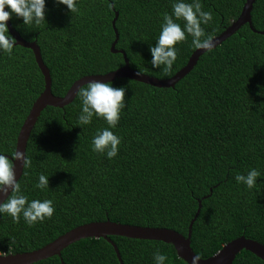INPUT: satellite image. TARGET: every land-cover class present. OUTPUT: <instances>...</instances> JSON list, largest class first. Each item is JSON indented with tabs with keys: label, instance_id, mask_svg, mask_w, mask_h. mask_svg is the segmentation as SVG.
<instances>
[{
	"label": "trees",
	"instance_id": "trees-1",
	"mask_svg": "<svg viewBox=\"0 0 264 264\" xmlns=\"http://www.w3.org/2000/svg\"><path fill=\"white\" fill-rule=\"evenodd\" d=\"M244 2L200 0L212 17L202 25L205 35H218ZM77 8L70 14L66 6L45 0V21L39 25L25 26L14 15L9 19L23 40L38 46L55 96H63L81 76L123 66L122 53L110 50L114 39L131 69L155 78L172 76L194 50L186 35L175 45L169 70L149 63V45L155 44L162 14L171 15V0H117L115 5L77 0ZM250 17L255 31L243 24L211 52H203L171 87L126 77L109 81L125 88V107L113 129L121 144L112 159L90 148L95 131L107 127L102 119L94 115L89 125H76L79 90L62 108H43L26 142L31 164L17 182L29 200L51 199L54 212L32 226L0 216V251H31L75 226L104 220L164 227L185 236L198 201L189 243L196 255L209 257L240 235L264 245V35L259 33L264 32V0H254ZM43 86L29 48L15 45L11 55L0 53V152L14 153L18 130ZM249 168L260 172L253 189L234 180ZM39 174L49 176L43 191L35 187ZM109 237L123 264H153L156 250L166 256L165 264H187L170 243ZM30 264L119 262L109 242L92 237ZM231 264L264 260L241 250Z\"/></svg>",
	"mask_w": 264,
	"mask_h": 264
},
{
	"label": "clouds",
	"instance_id": "clouds-1",
	"mask_svg": "<svg viewBox=\"0 0 264 264\" xmlns=\"http://www.w3.org/2000/svg\"><path fill=\"white\" fill-rule=\"evenodd\" d=\"M54 6H66L70 14L78 12L77 0H52ZM117 0H112L115 5ZM7 9V10H6ZM45 0H0V53L11 55L16 44L15 38L9 33L7 21L14 15L22 18L25 26L39 25L45 21ZM212 17L209 12L203 11L200 0H171V15L162 14L160 30L155 38V44L149 45L150 65L155 68L169 70L176 60V44L185 40L186 35L191 37V46L194 49H203L211 52L215 46L214 37L205 35L202 25H207ZM176 21H183V24ZM138 75L140 72L138 71ZM125 88L113 87L110 82L92 80L86 87L79 89L80 111L77 124L87 126L93 116L104 121L107 127L97 129L91 137L90 148L94 153L112 159L118 153L121 138L113 129L120 119L121 110L125 107ZM20 160L22 168L30 166V159L20 151L5 154L0 152V216L7 214L13 223L20 219L32 226L37 222L52 217L54 212L51 199L29 200L20 190L15 178L13 161ZM260 172L256 168H249L246 173H237L234 180L247 189H253L257 184ZM49 176L39 174L35 187L41 191L49 188ZM7 251H0V257H6ZM153 264H165L167 259L159 250L153 253ZM199 255H194L191 264H198Z\"/></svg>",
	"mask_w": 264,
	"mask_h": 264
},
{
	"label": "water",
	"instance_id": "water-1",
	"mask_svg": "<svg viewBox=\"0 0 264 264\" xmlns=\"http://www.w3.org/2000/svg\"><path fill=\"white\" fill-rule=\"evenodd\" d=\"M254 0H245L243 3L240 13L237 18L230 22L218 35L214 36L215 46L220 44L226 37L233 34L240 26L247 23L251 30L255 31L251 24L250 11L252 8ZM117 12L112 20V26L116 19ZM9 33L15 38L16 44L26 48H29L34 56L35 62L43 76V90L32 102V105L28 111V114L24 118L15 141V150L20 151L25 154L26 142L30 130L38 117L40 111L46 106L60 107L70 103L79 88L89 81L97 80L101 82H109L115 78L126 77L139 82H143L156 87H171L178 81L182 76H184L192 67L195 65L197 58L205 52L203 49H194L190 56L188 57L186 63L177 70L172 76L168 78H155L148 76L146 74L140 73L129 67L127 59L123 51L115 49L114 44L116 39L111 43L110 50L112 52H120L123 55L124 64L115 70L109 71L105 74H95V75H84L73 81L70 87L67 89L63 96H55L51 93V80L49 76L48 69L43 64L39 48L35 44V41L23 40L18 33L12 28L10 21L7 22ZM264 35V32H259ZM115 36L117 33L115 31ZM214 46V47H215ZM22 162L20 160L13 161V170L15 173V178L18 180L22 173ZM5 197L0 196V201ZM200 207V201H198V207L190 220L187 228V234L184 236L172 229L164 227H149V226H137L129 224L115 223L109 220L104 221H92L88 223H83L81 225L75 226L65 233L59 235L47 244L27 252L18 253H6V257H0V264H30L41 259L47 258L52 255H60L61 250L67 245L77 241L81 238H98L102 237L107 242H109L116 254L119 264H123L118 249L115 243L110 239L109 236H125L137 239H149V240H159L164 243H170L173 245L176 254L179 258L183 259L187 264H191L192 257L196 255L189 246L190 243V229L191 224L196 218ZM241 250H247L257 256L258 258L264 260V245L258 243L255 240L246 238L240 235L237 238L229 240L225 243L219 250H217L213 255L209 257H200L198 264H231L235 255Z\"/></svg>",
	"mask_w": 264,
	"mask_h": 264
}]
</instances>
